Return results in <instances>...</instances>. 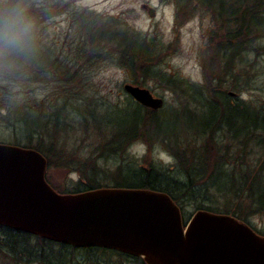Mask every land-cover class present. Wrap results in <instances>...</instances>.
Returning <instances> with one entry per match:
<instances>
[{
  "label": "trees",
  "instance_id": "16d2710c",
  "mask_svg": "<svg viewBox=\"0 0 264 264\" xmlns=\"http://www.w3.org/2000/svg\"><path fill=\"white\" fill-rule=\"evenodd\" d=\"M34 1L4 0V3L0 4V9L24 10L35 24L31 39L25 45L5 48L0 55V77L18 84L46 81L54 77L53 64H56L57 72H54L56 76L53 81L65 83L72 81L75 75L69 74L68 69L63 68V61L54 62L47 53L38 52L36 49L34 42L39 35L41 21L53 11L47 12L39 8ZM161 1L170 2L174 6L176 28L182 27L195 16L208 20L209 25L204 34L206 47L203 50L207 59L202 58L203 82L197 89L226 112L227 96L218 93L217 84L221 85L223 81L225 84L226 78L229 77L233 84L235 81L236 87L238 80H243L248 69L252 67L249 66L253 62H250V59L264 56V0ZM53 6L64 11L70 6V2L60 0ZM116 23L113 18L106 19L102 15L93 17L85 28V54L90 52V57L92 55L115 57L118 65L127 71L133 84L138 87L146 80H156L167 85L173 83L172 76H162L155 70L162 57L166 55V49H171V46L163 49L153 39L141 37L124 28L116 30L114 26L113 29L111 26ZM236 70L242 71L235 72ZM223 77L226 78L222 79ZM240 104L235 106V109ZM128 105L126 110L130 112L129 115L123 121L115 122L116 126L112 129L111 136L97 146L100 153L93 159L67 156L62 154L61 149L44 147L43 140L50 136L53 128V134L56 131L57 119L52 115L34 116L38 122L32 127L30 121L33 116L24 112L19 116L21 117L19 122H23L25 126L24 140L20 143L16 141L14 143L17 144L14 145L39 152L46 159L47 168L53 166L67 169L73 175L77 174L79 180L76 188L72 191H63L62 194H78L101 188L150 190L168 195L180 209L178 204L184 193L189 195L202 190L206 194L212 190L215 197L214 206H200L196 211L232 216L248 225L253 218L260 217L264 224V140L263 138L257 140L264 135V118L259 124L253 120L247 108H239L237 111L247 115L223 119L227 125L226 131L230 134L231 144H226L225 138L216 134L220 130L222 117L216 126L211 125L210 128L211 122L206 125L211 131L205 132L204 140L198 147L189 148L187 144L179 148L178 144L174 145L171 141L169 152L174 157L175 166L182 174L180 177L183 180L181 182L174 180L173 185L164 186L157 181L161 173L149 160L153 140L165 142L168 137L167 131L159 123L160 119L157 116L159 111L143 107L133 100L128 102ZM235 111L230 109L229 113ZM235 118H240V123L234 122ZM32 140L35 141L34 144L31 143ZM137 140L143 141L148 147V152L142 159L145 166L142 165L137 171L127 170L126 173L122 171V167H118L112 178H109L110 182L102 184L104 180L96 169L97 160L104 155L107 157L123 155L126 147ZM189 219H185L183 225H186ZM253 230L264 237V232ZM30 242L34 244L30 246ZM2 248L13 252L22 249L27 254H35L42 261L49 260L53 255L55 259H66L68 264H77L72 262L68 255L78 251L84 254L80 264H102L99 259L105 256H117L122 261L144 264L140 258L112 250L97 247L76 249L0 226V250Z\"/></svg>",
  "mask_w": 264,
  "mask_h": 264
},
{
  "label": "rangeland",
  "instance_id": "374dc122",
  "mask_svg": "<svg viewBox=\"0 0 264 264\" xmlns=\"http://www.w3.org/2000/svg\"><path fill=\"white\" fill-rule=\"evenodd\" d=\"M59 1H34L39 8L47 12L53 11L41 21L39 35L34 43L38 52L47 53L54 62L63 61V68L68 69L69 74H74V79L66 83L54 82L56 64H53L54 77L46 81L18 84L0 77L1 144L14 145L17 144L14 142L20 143L24 140L25 126L23 122H19L21 119L19 116L24 112L33 116L30 121L32 127L38 122L34 116L52 115L57 119L56 131L53 134V128L50 136L43 140L44 147L61 149L63 155L80 159L98 157L100 152L97 151V146L111 136L110 133L116 126L115 122L123 121L130 113L126 109L129 107L128 102L133 99L124 92V86L137 87L127 71L118 65L115 57L94 55L90 57V52L85 54V28L93 17L98 15L106 19L113 18L119 23L112 25L113 29L116 26V30L124 28L141 37L153 39L163 49L171 46V49H166V55L162 57L155 70L162 76H172L173 83L167 85L156 80H146L140 87L147 89L154 98L163 101L162 108L157 110L159 111L157 116L168 137L165 142L153 140L149 160L162 174L157 181L164 186L173 185L174 180L178 182L183 180L180 177L182 174L175 166L176 161L169 152L171 141L172 144H178L179 148L187 144L189 148L198 147L206 133H210L208 127L216 126L222 117L220 130H216V134L224 137L226 144H231L230 134L226 131L227 125L223 119L247 115L237 111L239 108H247L253 120L259 124L263 122L264 56L258 59L250 57V62L255 61V64L252 62L249 65L252 67L248 69L243 80H238L236 87L235 81L233 84L229 77L222 78H226L225 84L224 81L221 85L217 84L218 93L227 96L226 112H223L222 107L208 95L206 97L197 89L203 82L202 58L207 59L203 54L206 47L204 34L209 25L207 19L195 16L182 27L176 28L174 6L161 0H63L70 2V6L64 11L54 8L53 5ZM143 5L155 10L154 18H150L147 10L142 9ZM239 71L242 70L235 72ZM239 103L241 104L235 109ZM230 109L236 111L229 113ZM240 118L233 121L240 123ZM209 122L211 123L207 127ZM262 138L264 140V135L257 140ZM31 143L34 144L35 141L32 140ZM125 150L123 155L108 157L104 155L97 160L96 169L104 180L102 184L110 182L109 178H112L118 167H122V171L126 173L127 170L137 171L143 165L142 159L148 152V147L143 141L137 140ZM45 178L60 194L63 191H72L79 180L77 174L73 175L67 169L53 166L46 169ZM213 193L212 190L206 194L202 190L189 195L184 193L178 204L181 207L182 220L191 218L200 206H214ZM249 225L257 232H264V224L260 217L253 218ZM30 243V246L34 244ZM68 256L72 262L80 264L84 254L78 251ZM99 261L102 264H137L122 261L117 256H105ZM0 264H68V262L64 258L55 259L53 255L49 260L42 261L35 254H27L22 249L13 252L2 248Z\"/></svg>",
  "mask_w": 264,
  "mask_h": 264
},
{
  "label": "water",
  "instance_id": "95a60500",
  "mask_svg": "<svg viewBox=\"0 0 264 264\" xmlns=\"http://www.w3.org/2000/svg\"><path fill=\"white\" fill-rule=\"evenodd\" d=\"M150 18L155 10L146 5ZM139 105L163 101L124 86ZM34 149L0 143V226L76 249L97 247L144 264H264V237L228 215L196 211L186 225L174 201L150 190L101 188L60 194Z\"/></svg>",
  "mask_w": 264,
  "mask_h": 264
},
{
  "label": "clouds",
  "instance_id": "9594fccd",
  "mask_svg": "<svg viewBox=\"0 0 264 264\" xmlns=\"http://www.w3.org/2000/svg\"><path fill=\"white\" fill-rule=\"evenodd\" d=\"M2 3L4 0H0ZM34 27V21L24 10L0 9V55L5 48L25 45L31 39Z\"/></svg>",
  "mask_w": 264,
  "mask_h": 264
}]
</instances>
